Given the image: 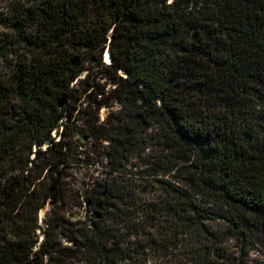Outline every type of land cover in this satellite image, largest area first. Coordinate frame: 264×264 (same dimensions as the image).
I'll use <instances>...</instances> for the list:
<instances>
[{
	"label": "trees",
	"instance_id": "obj_1",
	"mask_svg": "<svg viewBox=\"0 0 264 264\" xmlns=\"http://www.w3.org/2000/svg\"><path fill=\"white\" fill-rule=\"evenodd\" d=\"M93 60L122 108L90 226L62 249L36 220ZM154 125L165 154L138 183L122 159ZM230 237L264 247V0H0V264H233Z\"/></svg>",
	"mask_w": 264,
	"mask_h": 264
},
{
	"label": "rangeland",
	"instance_id": "obj_2",
	"mask_svg": "<svg viewBox=\"0 0 264 264\" xmlns=\"http://www.w3.org/2000/svg\"><path fill=\"white\" fill-rule=\"evenodd\" d=\"M107 48L102 53V60L108 55ZM111 61V59H110ZM106 62V61H105ZM91 69L89 73L85 72L73 83L74 96L67 102L71 106H76L75 116L69 121L72 124L75 136L72 143L73 149L70 152L71 163L67 167L58 168L53 174L59 179V184L53 188L52 180L49 182L43 180V190L51 188V192L56 189L59 191L55 199L51 198L39 211L36 224L38 229L36 236L38 242H42V237L46 232L53 233L55 240L58 242L59 248L75 249L72 237L77 235V229L89 228V204L92 201V190L97 189L102 192L101 187L97 184L103 183L105 172L107 170L108 159L106 157V149L109 140L106 136L111 134L117 122L114 121L121 105L113 98V91L116 84L107 76H104L101 67L95 60L89 64ZM88 80L91 85L87 86L81 83L82 80ZM97 84L104 90V94H97ZM98 101H107L108 105H102L100 108L94 103V99ZM78 99V100H76ZM158 126L154 125L147 129L143 137L140 135L133 141L128 155L122 162L126 165L127 170L133 174H139L138 183L151 182L152 178L148 176V172L153 171L152 168L157 164L158 157L164 155L163 146L158 143L156 132ZM62 129L54 132L53 137L60 138ZM115 132V131H114ZM49 143L37 146L33 143L30 159H34L37 151L44 150ZM176 170L172 171V174ZM49 173L47 170L44 174ZM156 178L166 179V176L160 171ZM172 178V176H167ZM92 206V205H91ZM228 255L232 257L233 264H264V247L261 245L256 248L244 249L243 243L230 237L226 241ZM44 264H48L50 259L44 256ZM56 257V254L54 255ZM156 261L161 263V257L155 256ZM172 264L175 260L169 257ZM156 264L155 262H151ZM61 264H84L83 261L77 259H63ZM164 264V263H161Z\"/></svg>",
	"mask_w": 264,
	"mask_h": 264
},
{
	"label": "bare ground",
	"instance_id": "obj_3",
	"mask_svg": "<svg viewBox=\"0 0 264 264\" xmlns=\"http://www.w3.org/2000/svg\"><path fill=\"white\" fill-rule=\"evenodd\" d=\"M105 61H106V62H109V61H110V60H109V56H108L107 54L105 55Z\"/></svg>",
	"mask_w": 264,
	"mask_h": 264
},
{
	"label": "water",
	"instance_id": "obj_4",
	"mask_svg": "<svg viewBox=\"0 0 264 264\" xmlns=\"http://www.w3.org/2000/svg\"><path fill=\"white\" fill-rule=\"evenodd\" d=\"M108 56H109V60L111 59V57H110V53H108Z\"/></svg>",
	"mask_w": 264,
	"mask_h": 264
}]
</instances>
